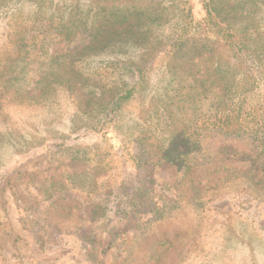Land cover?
I'll return each mask as SVG.
<instances>
[{
  "label": "rangeland",
  "instance_id": "obj_1",
  "mask_svg": "<svg viewBox=\"0 0 264 264\" xmlns=\"http://www.w3.org/2000/svg\"><path fill=\"white\" fill-rule=\"evenodd\" d=\"M189 1V46L202 49L204 57L192 50V61L182 62L185 74L169 69L171 60L162 57L115 116L106 99L99 105L86 96L109 87L126 69L123 63L144 47L159 50L178 27L176 8L163 9L162 27L144 28L141 50L98 52L82 34L67 40L54 29L39 33L51 13L58 23L66 8H86L89 0H52L41 7L32 0H0V264H264L258 141L248 133L207 129L213 102L187 89L182 97L175 94L188 73L202 79L218 67L227 84H236L262 71L241 100V119L250 122V111L264 107V60L245 57L241 63L231 56L206 22L209 0ZM221 2L226 10L237 4L231 20L252 52L261 54L255 47L264 45V0ZM18 36L35 50L16 62ZM40 48L43 65L35 58ZM57 55L68 71L61 78L74 81L76 92L59 86L47 101L16 102L18 92L25 96L39 87L41 75L52 82L48 72ZM9 58L17 65L7 92ZM224 80L215 84L222 87Z\"/></svg>",
  "mask_w": 264,
  "mask_h": 264
},
{
  "label": "trees",
  "instance_id": "obj_2",
  "mask_svg": "<svg viewBox=\"0 0 264 264\" xmlns=\"http://www.w3.org/2000/svg\"><path fill=\"white\" fill-rule=\"evenodd\" d=\"M32 1L39 7L46 2H52V0ZM223 6L224 3L221 0H209L206 3V22L210 24V29L222 39L231 56L236 59L241 58V63L245 57H256L260 61H263L264 45H258L257 47V44L253 43V47L256 46L255 50L258 48V50L263 51L260 52L261 54L255 53L254 50L252 52L249 38L240 35V29L231 20L236 19V13H233V10L237 8V4H231L228 10ZM168 7L176 8L179 19L178 27L168 40L162 44L160 43L161 48L158 50V45L144 47L143 53L137 55V58H129L123 63L126 69L113 79L109 87L103 88L99 94H93L90 97L86 96L88 103L89 101H97L96 103L99 105L103 104V102L101 103V99H106V106H109L112 113L116 116L134 100L137 93L145 86L148 71L162 57L167 56L171 60L169 69L178 67L184 70L185 74L187 70H185V66L182 68V62L188 64L192 61V58L195 57V55L190 54L192 50L194 52L197 51V57L204 55L202 49L198 47L192 49L189 46L188 37L194 25L191 2L189 0H89L86 8L76 7L69 10L66 8L62 12L63 16H61L58 23L53 21L55 15L51 13L46 17L48 19L47 27L41 28L42 30L39 33H45L49 29H54L56 33L64 36L67 40H72L75 35L82 34L81 36L88 38L87 47L90 49H97L98 52L113 49L115 52H120L127 48H139L144 44L146 41L143 36L144 28L146 26L162 27L166 22L163 9ZM65 19L70 20L66 21ZM26 29L27 27L22 25L21 30L25 31ZM20 37L22 36L14 37V42L18 45L16 62L20 59L23 52L29 54L31 50H35V47H28V45L24 44L25 37H22V41L18 42L17 40H20ZM43 53L44 51L41 52L40 48L39 54L35 55V58L41 64ZM114 54L116 55V53ZM87 55L93 54L90 51ZM53 57L51 65L54 68L51 72H48L50 75H53L52 82L44 83V80L48 79V77H45L48 74L41 75L37 81L39 87H32V92L30 90L27 91L25 96H23L22 92H18L16 102H22L23 97L26 101L30 100V102H37L42 98L47 101L59 86H63L74 93L76 92L77 86L74 84V81L71 83L68 77L66 79L61 78L63 75L67 76L68 71L65 67L60 68L61 63L58 55ZM22 60L26 63L24 59ZM13 61L15 59L11 58L10 60L9 58L6 70L3 72V83L6 86L5 90L7 89V92L11 90L14 82L10 76V72L14 68L16 69L17 64ZM246 68L247 66L244 64L241 71L244 75L247 74ZM17 70L19 71V69ZM220 72L221 69L216 67L214 70L208 71L206 75H203L202 79L195 72L188 73L187 77L181 81L182 85L179 84L176 87L175 94L182 97V95L186 94L182 93V91L187 89L195 97L213 102L214 108L208 117L205 127L215 131L223 130L224 134L228 136L237 135L240 137L244 133L250 134L258 141L260 147L258 159H261L259 165L264 168V107L256 106L257 108H253L250 111L253 112V118L250 122L241 119L243 114L241 100L245 101L246 98L248 99V95L254 88V84L263 78V72L258 71L247 74V76L252 78V81L241 79L236 84H234L235 81L227 84L224 80L225 76L223 77ZM4 74H9V77L4 76ZM16 74L18 75V72ZM129 75L131 76L129 77ZM83 78L90 80V77ZM210 78L213 81L208 84L207 81ZM188 80L190 81L188 82ZM218 80L225 81L222 87H219V83L215 84ZM236 98L238 99L237 101ZM94 130L100 131L99 127H94Z\"/></svg>",
  "mask_w": 264,
  "mask_h": 264
},
{
  "label": "crops",
  "instance_id": "obj_3",
  "mask_svg": "<svg viewBox=\"0 0 264 264\" xmlns=\"http://www.w3.org/2000/svg\"><path fill=\"white\" fill-rule=\"evenodd\" d=\"M81 262H84V261H81ZM92 263V262H91ZM81 264H83V263H81ZM85 264H90V262L88 263L87 261H85Z\"/></svg>",
  "mask_w": 264,
  "mask_h": 264
}]
</instances>
